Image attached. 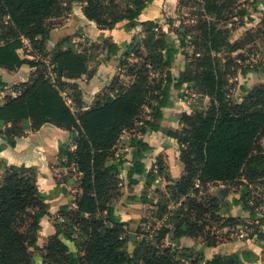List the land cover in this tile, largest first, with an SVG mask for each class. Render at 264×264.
<instances>
[{"label":"trees","instance_id":"obj_1","mask_svg":"<svg viewBox=\"0 0 264 264\" xmlns=\"http://www.w3.org/2000/svg\"><path fill=\"white\" fill-rule=\"evenodd\" d=\"M118 1L0 0V21L1 18L8 19L3 24L5 30L0 31V68L15 75L26 65L36 69L37 74L31 82L15 86L16 97L7 95L5 102L0 104L2 139L14 148L17 138L25 137L27 132L39 131L46 124L77 133L73 148L59 144L58 161L62 168L76 172L81 194L73 203L75 211L68 212L69 205L60 208L61 216H72V222L66 229L59 225L56 227L55 235L43 248L42 264H180L175 244L183 237L203 238L208 247L221 242L205 234L204 226L191 221L193 215L201 218L211 214L213 217L222 208L220 199L198 201L200 188L234 184L243 178L249 184L256 180L264 181V171L260 170L264 169L261 145V140H264V86L249 93L241 103L230 101L228 80L219 57L226 42L215 23L202 25L196 42L199 56L194 61V70L183 72L176 80L172 64L179 54L178 47L168 40L167 34L158 31L155 21L142 22L146 40L143 49L135 54L143 62L128 65L126 72L133 78V83L120 93L112 82L102 92L108 90L113 96H105L104 101L96 98L88 110H84L80 86L74 81L84 76L91 79L90 58L71 45L63 46L71 43V38L65 37L51 46L49 60L58 75L56 83L46 78V70L40 62L20 57L24 41H28L38 54L48 50L50 25L46 23L71 12L73 3L83 4L85 17L101 31H112L123 22H127L126 30L133 31L138 19L155 0H130L124 8ZM68 6L70 8L66 9ZM204 10L206 14L219 15L222 6L217 5V0H206ZM104 44L108 50L107 60L119 56L121 48L118 45L108 41ZM184 45L182 40L181 46ZM242 47L233 46L231 52ZM128 57L129 53L124 59ZM154 72L158 74V81L151 79ZM63 79L68 83L62 82ZM185 83H194L199 94L210 99V107L205 113H184L181 132L170 130L166 134L179 144L185 172L174 187L166 188L172 192L170 200L175 206H180L173 212L165 206L160 212L161 215L169 213L168 220L176 223L173 243L163 247L162 242L172 232V229L163 227L157 235L152 234L156 244L150 240L151 235L144 237L131 255L126 250L127 225L116 216L114 204L122 197L121 177L126 163H130L127 172L129 187L146 178L147 187L154 189L157 177L148 171L145 163L154 148L142 139L134 138L131 162L116 158V149L123 135L135 126L146 108L152 111L153 120L143 122L141 134L159 132L160 125L156 121L165 119L172 92L181 90ZM6 86L0 79V92ZM66 88L73 93L71 102L77 107L78 114L63 96L62 89ZM5 149V145H0V154ZM114 161L116 163H111ZM0 166H4L0 177V264H34L31 250L39 249L41 221L50 215L49 199L39 188V173L35 167L7 165L1 158ZM245 171L252 173L247 175ZM156 192L160 193L159 190ZM181 197H185V201L180 202ZM232 206H240L255 222L247 239L256 237L264 250V232L260 230L264 225V215L260 217L256 213L258 205L250 206L247 192L243 191L239 199L233 200ZM62 236L74 244L77 253L69 250ZM186 251L189 249L183 250ZM203 256L199 251V260H193L191 264H247L258 260L250 251L216 255L211 260H203Z\"/></svg>","mask_w":264,"mask_h":264},{"label":"rangeland","instance_id":"obj_2","mask_svg":"<svg viewBox=\"0 0 264 264\" xmlns=\"http://www.w3.org/2000/svg\"><path fill=\"white\" fill-rule=\"evenodd\" d=\"M129 2L130 0L118 1L121 8L126 7ZM205 2L206 0H177V2L170 7L166 1H161L158 5H149L148 9L143 12L142 18L144 21H155L158 26V31L167 34L168 40L173 41L178 47L179 54L175 57L172 64V74L176 80L180 79L183 72L189 69L194 70V61L199 56L196 51V42L200 35L202 25L205 22L215 23L218 29L222 31L226 42L219 57L221 58V69L226 74V79L228 80L227 93L232 103H241L249 93L264 86V12L261 11L263 5L259 6L260 4H264V0H217V5L222 6V11L219 15L206 14L204 10ZM68 8H70V6L66 7V9ZM69 13L70 12H66L62 18L51 19V21L49 20L46 23L50 25V34L55 28L66 24V20L70 18ZM1 19L0 31L3 32L6 28L3 24H5L8 19ZM82 35L79 36L77 32L73 35V38H71V42L74 38L83 39ZM58 39L61 41L62 37L57 38V40ZM124 40L126 41H123L124 43L121 49L122 55L118 56L119 69L121 68V70L119 71V75L113 80L114 87L120 89V93L124 92V90L133 83V78L126 75L127 66L141 64L143 62V60L139 59L135 54L137 50L143 49V43L146 40V34L141 26V22H138L137 27L130 33V38H124ZM182 40L184 41V46H181ZM108 42L111 43L110 41ZM69 45L73 46V49L76 51L90 55L92 58L90 66L93 70L99 67L98 65L103 59V46H105V44H93L91 41L80 42V40L76 43L63 44L65 47ZM233 46L243 47L237 52H231ZM45 52L38 54L37 57L39 62L43 65V68L48 72L49 51L46 49ZM127 53H129V57L128 59H124ZM143 53L147 56L146 51H143ZM29 54L35 55L37 52L30 47L24 50L23 56ZM123 61H126L125 65H122ZM33 75L35 76L37 74ZM158 78V74L155 72L151 75V79L154 81H158ZM62 82L68 83L64 79ZM74 82L79 84L82 98H84V95L88 91L87 85L89 78L85 76ZM70 83H73V81ZM62 90L64 91L63 96L68 104L72 107V110L78 114L79 111L77 107L71 102L73 95L72 91L69 88ZM243 92L245 95L242 94ZM8 94H10V89L5 91V96L0 98V103L5 102V97ZM105 96L111 98L113 95L110 96L107 90L96 95V98L104 101ZM88 100V97H86L85 102H89ZM86 106L87 104L84 103V107ZM209 107L210 99L200 95L194 83H185L181 90L172 92L169 98L168 108L165 111V119L163 121H156V123L160 125L159 133L156 135L150 134L152 132L145 135L141 134L140 130L144 126L143 122L153 120L152 111L146 108L135 123V126L123 135L116 149V158L126 160L131 158V142L134 138L142 139L143 141L147 138L149 141L151 140V142L159 143L162 147H169L166 141V137H168L166 134L170 130L181 132L183 128L181 123L182 115L184 113L188 115L205 113ZM147 128L148 130L150 129L149 126ZM149 136L153 137V139H150ZM72 143H74V141ZM261 145L264 149V140H261ZM72 146L73 144L70 147L73 148ZM174 151L175 152L167 154H157L153 152L147 160V163L149 165L151 164L150 171L154 172L156 175L158 180L157 184L161 189H156L160 192L157 193L154 189L151 190L146 188L141 194L140 200L131 203L135 208L129 213V216L131 218V223L134 225L128 227L126 233V250L131 255L135 253L139 243L144 237L152 234L157 235L163 227L172 229V232L167 236L166 240L162 242V245L163 247H169L171 244V237L174 235L176 223L168 220L170 216L169 213L161 215L160 212H162L165 206H168V211L172 212L180 206H175L174 202L170 200L172 198V192L166 189L167 186L174 187L185 174V172H181L180 163L182 162L180 159L181 152L179 144L178 146L174 145ZM111 163L114 164L116 162L114 161ZM1 167L3 168L4 166ZM260 170L264 171V169ZM250 173L252 172L245 171L244 174L248 175ZM55 174L57 186L70 188L71 191H78L80 189L79 178L74 170H60L59 173ZM244 180L248 181L246 178H243L234 183L233 190L230 189V192L238 193L239 186L245 184ZM262 182L256 180L249 184L248 181L247 185V198L250 201V206L258 205L256 213L261 216L264 215V184ZM200 189L201 195L197 198L198 201L218 199L220 191L223 190L222 185H211ZM42 192L49 199L48 204H50V210H55L56 204L51 207L50 202L54 199L52 196L55 193L54 190ZM131 193L132 192H130V194ZM161 193L163 195H161ZM126 195L127 192L124 194L122 193V197L115 202V204L125 202L124 196ZM185 199V197H181L180 202L185 201ZM151 201H154V203L152 204ZM69 208L68 212L76 210V206L74 205H69ZM222 209L223 208L217 210L213 217L211 214L204 215L201 218L198 215H193L191 221L197 223L198 226H204L205 234H209L211 238H216L221 242L232 239H247L246 234L248 235L253 232L251 227L255 222L250 218L241 217L243 214L238 217H225L222 213ZM53 212L52 215L46 217L43 227L41 226V232L38 235L39 249L31 250L34 264H42L44 256L43 248L47 245L49 239L55 235L56 227L59 225L66 229L72 222L70 218L72 216L63 217L60 211ZM49 228L55 229V232L51 236H49ZM77 236L78 232L75 237ZM61 239L69 247L70 251L77 253L73 243L67 241L63 236ZM201 239L203 240V238ZM153 243L156 244L157 242L153 240ZM177 260L180 264H191L193 260H199V251L195 249H189V251L186 252L178 250Z\"/></svg>","mask_w":264,"mask_h":264},{"label":"crops","instance_id":"obj_3","mask_svg":"<svg viewBox=\"0 0 264 264\" xmlns=\"http://www.w3.org/2000/svg\"><path fill=\"white\" fill-rule=\"evenodd\" d=\"M161 1H166L170 7L174 5L177 0H155L153 4L158 5ZM151 4V5H153ZM263 5V6H262ZM261 11L264 12V4H260ZM84 5L79 3L71 4V12L69 13V19L66 20V24L63 26H59L51 31L49 40H48V51L51 54V46H55L59 39L57 38L62 37H69L73 38L77 32L79 36L82 35L83 39L74 38L71 43H76L77 41H91L93 44H104L105 41H110L118 45L121 49L123 46V41L125 39L130 38V33L132 31L126 30L125 26L127 22H123L117 25L116 29L112 31H101L97 28V25L94 22L89 21L83 12ZM148 9V8H147ZM146 9V10H147ZM145 10V11H146ZM138 22H145L142 16L138 19ZM82 32V33H81ZM126 34V35H125ZM124 35V36H123ZM57 37V38H56ZM33 48L32 45L28 41H24V48L19 51V55L22 59L39 62L36 58V54H29L24 55V50L27 48ZM104 47L103 51V59L101 63L98 65L97 69L93 70L90 66V62L92 58L89 54L88 57L90 58L89 68L92 72V77L89 79L88 82V91L84 95L83 102L87 104L84 107V110L90 109L94 102L96 101V95H99L105 88L109 87L114 78L119 75V61L118 57H114L111 60H107V48ZM80 52V51H78ZM22 53V54H21ZM122 50L119 53V56L122 55ZM42 67V66H41ZM36 69H32L29 66L24 65L21 69L17 70L15 75H11L8 73L7 70L0 68V79L7 84L2 92H0V98L5 96V91L10 89V94L13 97H16L18 94L15 93V86H18L22 83L31 82L35 76ZM33 75V76H32ZM85 77V76H84ZM245 95V93H242ZM86 97H88L89 102L86 101ZM95 100V101H94ZM94 101V102H93ZM4 102H1L2 105ZM157 133H150V134H158ZM149 135V134H148ZM154 135V136H155ZM152 136V135H151ZM149 136V138L153 139V137ZM77 137L76 131L69 132L67 130L59 129L51 124L44 125L39 131L36 132H27V135L23 138L16 139V146L14 148L10 147V145L5 142L1 135H0V145H5L6 149L3 153L0 154L1 160L4 164L7 165H17L22 166L25 165L27 167H35L38 170V185L41 191L49 192L57 189L58 191L55 192L52 196L54 197L51 200V207L56 204L55 210L59 211L61 207L67 205H74L77 195L81 194L80 190L78 191H71L70 188H63L62 186H57L56 182V174L59 171L66 170L62 168L58 161V150L59 144H68L72 145L73 141H75ZM167 144L169 147H162L159 143L151 142L147 138L145 140L150 146L154 148L153 152L157 154L163 153L167 154L174 151V145L178 146L176 140L166 137ZM171 146V148H170ZM131 154V153H130ZM129 162L132 161L131 158L127 159ZM148 171L151 169V164L147 163ZM181 164V172H184V165ZM130 169V163H126L124 165V170L122 174L123 186L122 193L124 194L127 192V195L124 196L125 202H120L119 204H114L116 210V216L121 220V222L125 223L128 227L134 225L131 223V218L129 213L134 210V206L131 205L133 201L140 200V196L144 190H146L147 181L146 178H141L138 185L129 187L128 180H127V172ZM67 171V170H66ZM4 170L0 166V177L3 175ZM158 180L154 183V190L161 189L158 186ZM243 185L239 186V192L234 193L230 192V189L233 190V184L229 185H222L223 190L220 191L218 195V199L221 200V207L222 213L225 217H238L243 214L241 217L249 218L245 212H243L240 206H232V202L234 199H239L242 195L243 191L247 192L248 189V181L244 180ZM221 185V184H219ZM59 187V188H58ZM65 192H69L65 194ZM130 192H132L130 194ZM77 194V195H76ZM45 195V194H44ZM137 197V198H136ZM50 205V204H49ZM53 209V208H51ZM52 210H49L50 215L54 213ZM246 214V215H245ZM260 217H263L259 215ZM46 221V217L42 219L41 226L43 227ZM260 230L264 232V225L260 227ZM49 236H51L55 229L49 228ZM174 235H172L173 239ZM171 239V244L173 243ZM178 250H185V249H195L196 251L203 252V260H211L216 255H231L235 253H242L244 251H250L258 257L257 261H253L247 264H264V250L262 247L261 242L255 237L254 239H232L226 242H219L216 246L208 247L204 240L201 238H191V237H183L179 240L177 244H175Z\"/></svg>","mask_w":264,"mask_h":264},{"label":"built area","instance_id":"obj_4","mask_svg":"<svg viewBox=\"0 0 264 264\" xmlns=\"http://www.w3.org/2000/svg\"><path fill=\"white\" fill-rule=\"evenodd\" d=\"M37 56H38V53L36 54V58L38 59ZM46 78L48 80H50L51 82H53V83H56L57 82V78H58V75L55 72L54 66L51 64L50 60H49V63H48V72H46ZM246 236H248V235L246 234ZM150 240H153V235L150 236Z\"/></svg>","mask_w":264,"mask_h":264}]
</instances>
